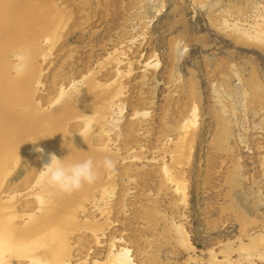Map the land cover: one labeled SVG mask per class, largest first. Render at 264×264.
<instances>
[{"label": "rangeland", "instance_id": "1", "mask_svg": "<svg viewBox=\"0 0 264 264\" xmlns=\"http://www.w3.org/2000/svg\"><path fill=\"white\" fill-rule=\"evenodd\" d=\"M52 3L36 106L65 113L59 158L101 162L73 192L62 264H264V0ZM38 149L4 186L25 217L72 193L40 182L46 157L32 177Z\"/></svg>", "mask_w": 264, "mask_h": 264}, {"label": "water", "instance_id": "2", "mask_svg": "<svg viewBox=\"0 0 264 264\" xmlns=\"http://www.w3.org/2000/svg\"><path fill=\"white\" fill-rule=\"evenodd\" d=\"M20 6H28L30 9L36 11L39 9V11H43L44 13L41 14V16L44 17L45 19V30L44 31H39L38 33H35L33 35V40L35 45V50L34 54L30 56V63H29V68L27 72L22 76V77H16L13 72L11 71V64H12V58H11V53L13 52L14 49H16L18 46L21 45H27L29 44V39L23 35V33L20 32L19 37L25 39V42L19 45H15L14 43H11L10 45H5L2 49L3 51V60L0 57V84L1 86H15L18 90H26V95L28 97V101L22 102V104H15L13 108H10V104H7V101L4 102V104L0 105L1 108L6 107V110L11 113L12 110H15L12 116H8L7 111L3 113V115L0 116V121L2 124L1 133L2 136H0V139L2 141L5 139H8L5 141V143H0V159L2 160V163L0 164V214L2 215L3 211L5 209H9L8 211L11 214L12 217V224L15 226L16 229L19 231H27L32 225L35 224V221L44 214L51 213L50 210V203L49 205L47 204L45 207L40 206L41 205V200L37 199L34 200L33 204L35 207L36 204H38L37 208L38 211H42L37 215H29V217H25L24 214H19L16 210V201L17 199L13 198L12 194L4 192V186L7 182V179L9 175L11 174L14 166L16 165V162L20 159L22 153L28 152L29 150L37 149L40 147L43 150L44 157L47 155V159L45 161V164L50 163V156L51 154H55L58 158L60 157V153L64 150V146H67L68 144V137L65 134V113L61 114V116H58L60 120L63 122L60 131L61 136L57 138L54 142H51V139H47L45 137V134L47 133V127H49L48 122H44L41 116H46V117H55L57 112H62L63 109L61 106H57L53 108L54 110L50 112H44L40 110V108H37V103L34 99L35 95V86H34V79L38 78L39 76V66L37 63V59L40 55H42L45 52L46 46L42 45L40 42L42 40H49L50 42L52 41L53 37H55V32L58 29L59 23H58V17H57V12L53 6L52 0H46L45 3L43 2H38L34 0H27L26 4H23V0H16ZM16 3V4H17ZM1 10H6L5 7H2ZM40 16V17H41ZM36 18V13L34 14H28V21H31L33 18ZM29 26L27 28V32H33V25L31 22H29ZM8 24H6L7 26ZM5 26V27H6ZM32 45V44H30ZM32 53V52H30ZM35 79V80H36ZM8 81V82H6ZM7 104V105H6ZM0 108V109H1ZM21 117V118H20ZM45 117V118H46ZM19 119H25L28 121V123L36 124L37 126L35 129L31 128L29 126V130L25 131L22 128H19L17 124H21L18 120ZM46 128V129H45ZM86 147V145H85ZM84 148V145H83ZM90 148V147H89ZM59 151V153L57 152ZM47 152V153H46ZM4 155V156H3ZM93 155L89 156H83V158L87 157H92ZM80 158V157H79ZM95 158V157H94ZM45 164H41V166H44ZM56 202L55 200H52ZM32 203V202H31ZM56 234V232H54ZM70 231L68 234H66V240L67 237L70 235ZM53 235V233H52ZM38 238L37 235H29V238ZM57 235L56 237H58ZM55 239V238H54ZM46 242V241H45ZM48 242V241H47ZM46 242V243H47ZM68 242H67V248L65 251L61 253L60 258L51 260L48 262H44L42 260H39L37 258L28 256V255H13L10 258L7 259L6 264H62L69 258V251H68Z\"/></svg>", "mask_w": 264, "mask_h": 264}, {"label": "bare ground", "instance_id": "3", "mask_svg": "<svg viewBox=\"0 0 264 264\" xmlns=\"http://www.w3.org/2000/svg\"><path fill=\"white\" fill-rule=\"evenodd\" d=\"M26 1L27 0H23L22 3L26 4ZM34 1H37V3L38 2L45 3L46 0H34ZM16 3H17L16 0H0V57L2 58V60H3L4 54H3V51L1 48H3L5 45H10L11 43H14L17 46V45L25 42V39L19 37L18 34H20V32L23 33V35H25L30 40L28 47L30 49V52H32L31 53V56H32L34 54L33 52L35 50V45L33 44L34 43L33 35L35 33H38L39 31H44L46 28L45 24L43 23V19L40 17V14L42 12L41 10L39 11V9H37L36 11L35 10L33 11L32 8L30 9L28 6H26L27 4L22 7V6H20V4H18V3L16 4ZM2 7H5L6 10L2 11L1 10ZM34 13H36V18L34 17L31 21H28V14H34ZM29 22L34 24L33 29H32L33 32H30V33H28L26 31L29 24H30ZM6 24H8V25L6 26ZM15 28H18L19 31L17 34L12 35ZM31 41L33 43H31ZM30 44H32V45H30ZM35 52H36V50H35ZM0 80H1V78H0ZM6 82H8V81H6ZM1 91H4V92L12 95L11 103H10L11 109L13 108V106L15 104H17V103L20 104L21 102L27 101L26 90H18L17 88H15V86H1V84H0V92ZM0 105H2L1 97H0ZM82 105L86 106V104L85 105L81 104V106ZM90 106L88 105V108H87L88 111H89ZM83 109H84V107H83ZM87 109H85V110H87ZM14 111L15 110H12L11 113L8 112L7 113L8 116H10V115L12 116ZM64 111H65V109H64ZM66 112H69V111H66ZM86 112H84V113H86ZM3 113H4V111L1 108L0 109V116L3 115ZM61 114H63V111L57 112L55 117L49 118L46 116H44V117L41 116L45 123L46 122L49 123V125H48L49 127H47V133L45 134V137H47V139L48 138L51 140L53 138L57 139V138H59V136H61L60 131H62L61 126H62L63 122L58 117V116H61ZM18 121L21 124H17V126H19V128H24V130H26V131L29 130L28 129L29 126H26V125H30L32 129L33 128L35 129V127L37 126L36 124L28 123V121H26L25 119H19ZM1 128H2V124L0 121V129ZM0 136H2L1 130H0ZM7 140L8 139H5V141H7ZM5 141L4 140L2 141V139H0L1 144L5 143ZM42 157H44V155L41 157L34 155L33 160H31V170L29 168L28 169L30 171H32V177L33 178L35 177V174L38 172V163H39L40 158H42ZM45 157L47 158V155ZM84 158L80 157L79 160H82ZM91 158L93 159V161L96 163V165L98 167V164H100L101 162L98 163L97 162L98 160L96 161V159L93 156ZM96 158H98V157L96 156ZM1 163H2V160L0 159V164ZM28 166H30V165H28ZM99 166H103V164L99 165ZM103 168H102V170H103ZM35 171H37V172H35ZM27 179H28V177H27ZM27 179H26V181H27ZM37 186H39V185H37ZM80 193H81V191H80ZM78 194H79V192H78ZM43 195H44V197H42L40 199L41 205H40V203H38V204L40 206L45 207L47 204L49 205V203H50L51 204L50 207L52 209V210H50L51 213L44 214L43 216H41L39 218V221L37 219L35 221V224L32 225L33 227H31L27 231L21 232L18 229L14 228V226L12 224V220L10 219V212L7 209H5L3 211L2 215L0 214V264H4V262L2 261L3 256H5L6 262H7V259L10 258L11 256L21 255V254H24V255L30 254L29 256H31V257L37 258V259L42 260L44 262H48V261L55 260V259L59 258L58 255H60L62 253V251H64L66 249V248L64 249V246H63V248L61 247V245H63L64 243L67 244V242H65V240H66L65 235L69 233L68 230L71 229L72 223H74V224L78 223V220H74V222H72L73 217L67 216L66 214L71 215L73 213L74 207H75V205L79 199V195H78V197H76V195L73 194V192H72L71 194L67 195L69 197H64L62 195L63 198H61V200H59V199L55 200V198H53V197L50 198L49 193H44ZM72 197H75V198L72 199ZM52 200H55L56 202H54ZM27 206H29V208H32V206H34V204L33 203L32 204L27 203ZM148 216L151 217L150 214ZM54 232H56V234H54ZM52 233H53V235H52ZM29 235H37L38 238H31V236H30V239H28ZM57 235H59V236L56 237ZM45 241L46 242L48 241V242L46 243ZM59 245L61 248L59 247ZM57 247H58V249H62V251L56 250ZM57 252L60 254H57Z\"/></svg>", "mask_w": 264, "mask_h": 264}, {"label": "clouds", "instance_id": "4", "mask_svg": "<svg viewBox=\"0 0 264 264\" xmlns=\"http://www.w3.org/2000/svg\"><path fill=\"white\" fill-rule=\"evenodd\" d=\"M30 56V49L27 45L18 46L13 50L11 71L16 77H22L27 72ZM65 98L67 97L62 96L61 100ZM38 151L43 150L38 149ZM102 163L105 169L114 167L113 161L110 159L106 158ZM97 177V165L91 157L65 162L64 158L61 159L55 154H51L50 163L45 164L39 171L41 183L65 193L78 191L84 185L94 183Z\"/></svg>", "mask_w": 264, "mask_h": 264}]
</instances>
